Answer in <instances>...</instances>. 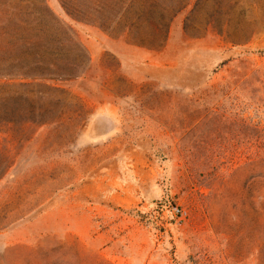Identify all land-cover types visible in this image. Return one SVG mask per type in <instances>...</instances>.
<instances>
[{
	"label": "rangeland",
	"instance_id": "374dc122",
	"mask_svg": "<svg viewBox=\"0 0 264 264\" xmlns=\"http://www.w3.org/2000/svg\"><path fill=\"white\" fill-rule=\"evenodd\" d=\"M7 1L0 264H264V0Z\"/></svg>",
	"mask_w": 264,
	"mask_h": 264
},
{
	"label": "trees",
	"instance_id": "16d2710c",
	"mask_svg": "<svg viewBox=\"0 0 264 264\" xmlns=\"http://www.w3.org/2000/svg\"><path fill=\"white\" fill-rule=\"evenodd\" d=\"M33 6H34L33 4H31V5H23V3H21V2H10V1H7L5 4H3L0 7V13H1V15H0V25L1 24H6L3 27H1V29L5 30V28L8 25V23L13 22L12 16L15 13L17 14L19 11H22L25 8H33ZM41 8L43 9V13L47 17H49L52 22H54L57 26H61V24L63 22L61 20H59L55 16V14L49 9V6L46 3H44V4L42 3ZM44 14L42 15V17H44ZM68 14L70 15V13H68ZM31 17H32V19L30 20L31 23L26 18L25 21H22L21 19H18V24H22V23L26 22V25L27 26L32 27L33 25H36V27H37V25L40 22L39 13H38V17L34 16V14ZM38 32H40V31H38ZM1 36L8 37L9 36V33H7L6 31H4L3 33H1ZM40 39H42V38H40L39 36H37L35 38V40H33V41L30 42V45L33 48V51L31 49V54L32 55L35 54V53H33V52H35V47L38 49L36 52H39V50H42L38 46V43L39 42H44V44L46 45V41L47 40L41 41ZM25 47L27 48V46H25ZM45 49H46V47H45ZM37 63L38 64H40V63L46 64V63H48V61L46 62V60H39L38 59ZM51 64L52 65H55V63H53V62H51ZM18 70H21V68H19ZM73 255H74V259H75V262L73 264H83L82 257H81L82 254H80L79 252H75ZM61 256L65 257V254H63V253L59 254V257H61ZM103 264H110V263L104 261Z\"/></svg>",
	"mask_w": 264,
	"mask_h": 264
}]
</instances>
